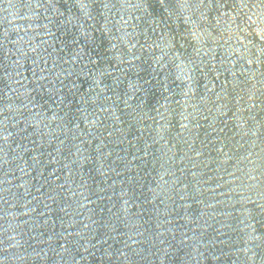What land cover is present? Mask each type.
Listing matches in <instances>:
<instances>
[{
	"label": "water",
	"instance_id": "95a60500",
	"mask_svg": "<svg viewBox=\"0 0 264 264\" xmlns=\"http://www.w3.org/2000/svg\"><path fill=\"white\" fill-rule=\"evenodd\" d=\"M0 264H264V0H0Z\"/></svg>",
	"mask_w": 264,
	"mask_h": 264
}]
</instances>
